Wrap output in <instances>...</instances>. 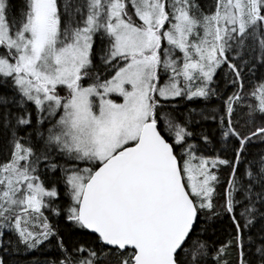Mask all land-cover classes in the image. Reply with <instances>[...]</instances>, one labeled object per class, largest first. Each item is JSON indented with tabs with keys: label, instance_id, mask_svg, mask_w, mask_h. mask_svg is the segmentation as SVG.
<instances>
[{
	"label": "snow or ice",
	"instance_id": "obj_1",
	"mask_svg": "<svg viewBox=\"0 0 264 264\" xmlns=\"http://www.w3.org/2000/svg\"><path fill=\"white\" fill-rule=\"evenodd\" d=\"M0 264H264V0H0Z\"/></svg>",
	"mask_w": 264,
	"mask_h": 264
}]
</instances>
